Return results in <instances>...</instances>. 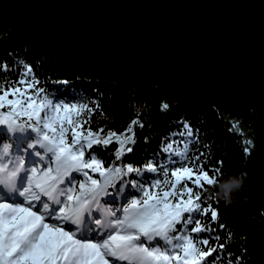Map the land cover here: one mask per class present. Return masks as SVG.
I'll list each match as a JSON object with an SVG mask.
<instances>
[{
    "label": "snow or ice",
    "instance_id": "snow-or-ice-1",
    "mask_svg": "<svg viewBox=\"0 0 264 264\" xmlns=\"http://www.w3.org/2000/svg\"><path fill=\"white\" fill-rule=\"evenodd\" d=\"M18 63L24 70L15 79L0 74V264H241L223 260L232 256V234H219L227 232L214 207L221 201L206 195L220 183L223 161L206 167L211 147L199 151V139H187V122L170 134L186 139L129 163L144 127L139 115L120 133L93 130L98 104L56 97L38 86L31 65ZM97 148L109 150L110 163Z\"/></svg>",
    "mask_w": 264,
    "mask_h": 264
},
{
    "label": "trees",
    "instance_id": "trees-1",
    "mask_svg": "<svg viewBox=\"0 0 264 264\" xmlns=\"http://www.w3.org/2000/svg\"><path fill=\"white\" fill-rule=\"evenodd\" d=\"M18 61L31 65L40 81L38 86L56 97L88 103L93 108L98 104L91 117L93 130L104 127L105 133L110 129L120 133L139 115L144 127L136 128L137 143L134 153L129 154V163L142 164L160 152L169 139H186L170 134L178 133L187 122L194 130V136L187 139L195 142L198 138L199 151H205L204 144L211 147V160L206 167L223 161L220 183L206 193L212 198L209 203L221 201L214 207L227 232L218 229L219 234L225 238L229 232L232 234L226 247V253L232 256L222 254L223 260L241 257V264H251L264 254V97L239 96L221 91L213 83L196 93L168 81L157 84L126 62L90 60L80 52L65 50L56 41L41 38L33 28L21 31L7 24L0 27V64L8 67L0 74L15 79L24 70ZM165 103L169 108L161 111ZM236 122L239 124L233 127ZM248 140L253 144L246 156ZM108 147L114 151L117 145ZM97 152L108 163L114 158H110L109 150L97 148ZM230 177H239L242 186L231 194V202H226L217 192ZM202 220L209 221L210 214Z\"/></svg>",
    "mask_w": 264,
    "mask_h": 264
},
{
    "label": "water",
    "instance_id": "water-1",
    "mask_svg": "<svg viewBox=\"0 0 264 264\" xmlns=\"http://www.w3.org/2000/svg\"><path fill=\"white\" fill-rule=\"evenodd\" d=\"M7 24L157 84L264 97V0H0Z\"/></svg>",
    "mask_w": 264,
    "mask_h": 264
},
{
    "label": "clouds",
    "instance_id": "clouds-1",
    "mask_svg": "<svg viewBox=\"0 0 264 264\" xmlns=\"http://www.w3.org/2000/svg\"><path fill=\"white\" fill-rule=\"evenodd\" d=\"M242 186V181L239 177H230L228 180L219 185L217 195H222L226 202H231V194L238 191Z\"/></svg>",
    "mask_w": 264,
    "mask_h": 264
},
{
    "label": "rangeland",
    "instance_id": "rangeland-1",
    "mask_svg": "<svg viewBox=\"0 0 264 264\" xmlns=\"http://www.w3.org/2000/svg\"><path fill=\"white\" fill-rule=\"evenodd\" d=\"M204 89V88H203ZM203 89H201V90H199V91H202ZM199 91H197V92H199ZM194 93H196V92H194Z\"/></svg>",
    "mask_w": 264,
    "mask_h": 264
}]
</instances>
